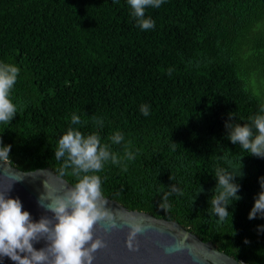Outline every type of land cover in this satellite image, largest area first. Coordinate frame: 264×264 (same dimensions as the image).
<instances>
[{"label":"trees","instance_id":"trees-1","mask_svg":"<svg viewBox=\"0 0 264 264\" xmlns=\"http://www.w3.org/2000/svg\"><path fill=\"white\" fill-rule=\"evenodd\" d=\"M147 17L155 27L143 31L127 0H0V63L20 68L11 94L17 115L0 123V141L11 145L2 160L60 175L54 152L68 128L98 133L122 158L95 173L104 197L264 264V218L248 219L264 158L233 145L225 128L264 114V0H164ZM117 131L124 139L111 144ZM217 168L239 175L240 185L222 223L209 203ZM61 177L77 182L70 170ZM173 185L183 195L161 209Z\"/></svg>","mask_w":264,"mask_h":264},{"label":"clouds","instance_id":"clouds-1","mask_svg":"<svg viewBox=\"0 0 264 264\" xmlns=\"http://www.w3.org/2000/svg\"><path fill=\"white\" fill-rule=\"evenodd\" d=\"M136 19L137 26L143 31L152 30L155 21L151 17L145 18L147 8H159L164 0H127ZM169 69V73H171ZM20 68L14 64L0 63V123L8 125L17 115V105L11 99L13 88L17 82ZM141 113L147 117L149 106L141 105ZM264 112V108L261 109ZM233 117L229 116V121ZM250 124H233L226 122L228 140L233 145H239L251 156L264 158V114L249 117ZM102 127V122H97ZM72 125H80L81 119L73 114ZM124 136L115 132L109 137L111 144H120ZM11 145L4 146L0 141V159H7ZM55 159L62 161L60 175L70 174L77 178V182L62 196L45 198L41 196L38 203L52 217H41L38 222H33L29 212L23 210L19 198H9L0 192V259L8 258L13 264H93L94 253L106 247L103 240L93 237L94 226L101 221L107 222V230L116 229L117 223L114 214L106 210V200L103 198L102 180L99 173L105 163L114 165L121 163L115 152L110 150V145L101 143L98 133L85 136L81 131L69 127L65 134L58 140L54 152ZM125 158L133 160L134 154L125 151ZM127 171V167L123 168ZM91 173V174H90ZM232 172L217 168L215 171L216 186L210 200V211L218 217V223L227 220L231 214L228 207L241 197L237 195L240 185L235 183L236 177ZM260 193L254 198V205L249 212L248 219L253 220L259 215L264 218V177L259 178ZM46 187V185H45ZM11 187L8 189L10 191ZM173 193L183 195L175 185L163 195L161 209L169 207L168 197ZM50 201L44 203L43 201ZM124 224L129 232L126 245L130 250H136V238L146 229L142 220L131 217ZM258 231L264 232V226H259ZM40 239L47 241V246L36 250L33 242ZM247 243V241H245ZM175 249H166L174 251Z\"/></svg>","mask_w":264,"mask_h":264},{"label":"water","instance_id":"water-1","mask_svg":"<svg viewBox=\"0 0 264 264\" xmlns=\"http://www.w3.org/2000/svg\"><path fill=\"white\" fill-rule=\"evenodd\" d=\"M72 186V183L51 167L26 172L8 160L0 159V192H4L9 198H19L23 210L30 213L33 222H38L43 216L52 217V213L39 206L41 196L54 199L62 196ZM103 198L107 201L106 210L115 216L117 228L106 231V221L94 226V239L103 240L106 247L93 254V264H246L220 250L217 243L204 241L176 220L170 221L145 211L130 210L114 199ZM43 202L50 203L47 200ZM131 217L142 220L146 229L136 238V250H130L126 245L129 229L124 222ZM46 246L45 239L33 242L36 250ZM166 249L175 250L169 252ZM0 264L13 262L5 257L0 259Z\"/></svg>","mask_w":264,"mask_h":264}]
</instances>
